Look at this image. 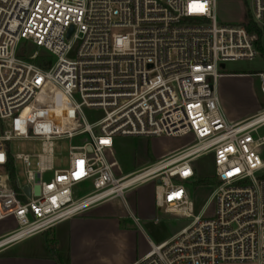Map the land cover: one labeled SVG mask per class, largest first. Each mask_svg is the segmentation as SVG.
<instances>
[{"label":"built area","instance_id":"1","mask_svg":"<svg viewBox=\"0 0 264 264\" xmlns=\"http://www.w3.org/2000/svg\"><path fill=\"white\" fill-rule=\"evenodd\" d=\"M217 4L0 0V221L16 222L0 249L155 182L156 206L192 221L159 245L150 241L133 264H264V109L232 122L219 92L223 62L262 56L259 35L242 23H220ZM251 16L264 45V0H251ZM24 43L52 62L38 65V53L20 57ZM75 119L81 128L65 131ZM189 134L190 146L116 175L108 152L117 137ZM80 136L87 138L75 143ZM58 139L72 142L68 169L53 166ZM32 140L42 144L39 168L19 188L15 163L29 166L30 155H12L10 143ZM206 155L218 182L195 186L203 196L197 205L185 183L196 184L194 163ZM87 182L93 190L76 197L74 188Z\"/></svg>","mask_w":264,"mask_h":264},{"label":"rangeland","instance_id":"2","mask_svg":"<svg viewBox=\"0 0 264 264\" xmlns=\"http://www.w3.org/2000/svg\"><path fill=\"white\" fill-rule=\"evenodd\" d=\"M218 20L224 24H244L247 25L252 19L251 0H218L217 4ZM130 29H116L117 33H129ZM38 53V57L45 55L33 45L26 44L20 51V55L29 58ZM75 52L69 56L75 58ZM37 57V58H38ZM52 59V57L50 56ZM221 70L223 77L219 80L220 97L230 121L232 118L251 115L264 109V97L261 92L262 80L259 73H264V57L258 56L253 60L240 59L236 61L223 62ZM233 75V76H232ZM81 128L79 119L66 121L65 131H75ZM264 132V129H263ZM87 136L75 138V143L80 144ZM195 142L193 134L183 137H122L115 139V145L108 152L113 168L118 177L140 169L168 155H171ZM72 142L68 139H58L54 141L53 166L55 169H68L70 165V146ZM12 155H30V165L26 166L21 160H17L15 181L17 186L23 187L28 183L27 171H36L38 167V155L43 152L42 144L38 141H15L10 143ZM199 178H211L214 174L212 155H206L194 163ZM52 173H45L43 178L49 180ZM192 191V197L197 205L203 203L195 192L197 184L193 182L185 183ZM155 182L141 185L125 194V200L116 198L112 200L115 208L126 210V202L132 204L135 199L139 206H143L144 201H151L154 204L155 217L151 219L141 218L143 231L159 245L172 238L179 230L188 226L192 218L170 214L165 208H157L155 205ZM93 190L91 182L83 183L74 188L76 197H81ZM130 205V204H129ZM15 221L8 219L0 221V233L14 226ZM228 264H256L255 262L228 263Z\"/></svg>","mask_w":264,"mask_h":264},{"label":"crops","instance_id":"3","mask_svg":"<svg viewBox=\"0 0 264 264\" xmlns=\"http://www.w3.org/2000/svg\"><path fill=\"white\" fill-rule=\"evenodd\" d=\"M256 113L232 118V122L243 121ZM132 201L128 205L140 219L155 217L156 208L151 201H144L143 206L135 199ZM126 209L127 212L115 208L112 200L96 205L49 231L3 247L0 264H133L148 252L149 242L154 241L130 218ZM15 227L16 222L1 232L0 237Z\"/></svg>","mask_w":264,"mask_h":264},{"label":"trees","instance_id":"4","mask_svg":"<svg viewBox=\"0 0 264 264\" xmlns=\"http://www.w3.org/2000/svg\"><path fill=\"white\" fill-rule=\"evenodd\" d=\"M248 30L250 32H255V33H258L259 35V40L257 41V44H258V47L261 51V55L264 57V45H263V42H262V30L257 26V24L252 20L250 19L249 23L246 25ZM28 43H24L22 46H21V49L23 48L24 45H26ZM21 51V50H20ZM20 57H22L20 54H19ZM25 58V57H24ZM35 62L42 66V67H46V65H48L49 63L52 62V59L47 56V55H42L40 57H38ZM218 181L215 177H211V178H199L198 181L196 182L197 185H209V184H216ZM51 246V244L49 245ZM54 250V249H52Z\"/></svg>","mask_w":264,"mask_h":264},{"label":"water","instance_id":"5","mask_svg":"<svg viewBox=\"0 0 264 264\" xmlns=\"http://www.w3.org/2000/svg\"><path fill=\"white\" fill-rule=\"evenodd\" d=\"M72 32H73V28H71V30H70V35H71ZM27 192L30 193V189H27Z\"/></svg>","mask_w":264,"mask_h":264},{"label":"snow or ice","instance_id":"6","mask_svg":"<svg viewBox=\"0 0 264 264\" xmlns=\"http://www.w3.org/2000/svg\"><path fill=\"white\" fill-rule=\"evenodd\" d=\"M200 10H203V6L201 5V9Z\"/></svg>","mask_w":264,"mask_h":264}]
</instances>
